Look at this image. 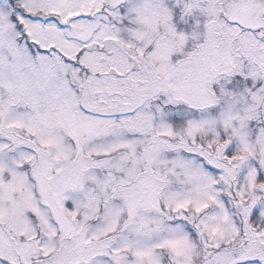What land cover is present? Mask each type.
Segmentation results:
<instances>
[{
	"label": "snow or ice",
	"instance_id": "1",
	"mask_svg": "<svg viewBox=\"0 0 264 264\" xmlns=\"http://www.w3.org/2000/svg\"><path fill=\"white\" fill-rule=\"evenodd\" d=\"M0 264H264V0H0Z\"/></svg>",
	"mask_w": 264,
	"mask_h": 264
}]
</instances>
